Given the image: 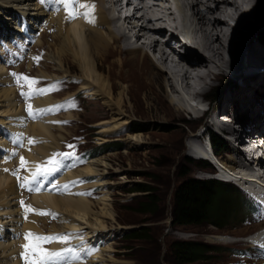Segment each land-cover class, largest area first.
<instances>
[{
  "label": "bare ground",
  "instance_id": "bare-ground-1",
  "mask_svg": "<svg viewBox=\"0 0 264 264\" xmlns=\"http://www.w3.org/2000/svg\"><path fill=\"white\" fill-rule=\"evenodd\" d=\"M263 1L76 0L69 5L66 14L64 5L55 0H45L43 3L38 0H0V82L9 83L10 80L3 62L8 41H22L21 38L28 36L43 45L40 31L43 32L42 22L46 21L57 26L54 37L60 46L58 50L47 54L49 60L54 62L57 71L63 76L68 74V79H76L80 91L104 106L94 116L100 143L123 139L129 146L128 150L131 149L125 152L127 156L139 152L148 154L157 149L175 151L183 148L181 139H176V132L182 130H159L163 133H156L154 130L148 135L140 132L130 134L128 129H131L132 120L141 118L161 123L173 122L176 112L187 108L183 101L187 100V92L192 97L207 100L212 89L233 68L235 48L249 43L252 32L258 29V11ZM70 11L76 18L68 19ZM238 23L244 24L245 29H240ZM148 49L155 53V57L150 55ZM248 52L242 76L221 98L222 108L215 109L214 114H210L212 106L202 114L198 108L192 109L195 121L207 118V122L199 127H202L200 132L196 135L192 133L191 141H194L193 146L196 147H191L193 156L202 158L209 155L207 146L201 147L199 142H202L212 127L225 129L232 126L240 144L245 145L243 128H255L257 123L264 125V44L257 42L248 45ZM66 57L68 69L65 66ZM173 74L178 76L179 82L172 78ZM53 75L52 78L58 77L57 74ZM164 86L170 87L175 92V97L168 99L156 92V87L162 89ZM51 102L57 101L51 97H37L31 111L41 120L25 123L24 116L27 119L33 116L29 115V111L25 115L22 105L17 102L14 89L0 88V264H25L21 257L24 251L21 246L26 243L23 236L29 231L37 233L40 229L37 222L41 219L35 211L32 214L28 211L27 215L18 207V185L16 179L10 177L9 169L12 165L20 164L21 160L14 159L5 152L8 141L4 134L7 130L17 131L26 146L29 144L25 139L28 135L36 144L31 148L27 147L25 159L26 171L31 180L30 188L34 193L29 198L31 207L35 210L48 208L59 215L67 228L85 230L89 242L104 240L106 243L89 260L83 261L81 255V260L73 261L72 264H108V261H113L110 255V251L114 250L113 236L120 230L117 227H121L114 225L117 221L116 213L110 194L106 191L109 170L115 166L114 157L92 158L84 166L76 168L68 167L67 164L65 173L57 178L63 185L75 178L98 177H94L96 181L92 184L80 183L77 186L79 189L100 186L104 196L95 202L85 195L72 197L70 191L68 196L52 195L50 186L47 185L48 178L31 179L37 166L44 167L63 138L61 134L55 136L54 133L60 127L51 125L58 117H46V112H37L42 110L43 105ZM67 115L70 120L76 119V112L72 110H68ZM210 136L212 140V133ZM40 140L41 145L38 144ZM154 144L157 148H152ZM211 149L214 150L213 146ZM243 151L231 143V151L227 155L222 156L223 153L220 152L222 161L218 166L221 168V164H225L230 168L235 166L243 171L256 173L261 186H264V172L257 173L259 168H264V160L261 159L254 165L248 164L243 159L246 156ZM130 160L131 167H138L140 162L137 158ZM116 168L117 171L121 169ZM225 170L230 173L227 168ZM223 171L221 168V172ZM56 174L53 173L52 177ZM43 221L46 222L47 218ZM260 226L245 234V239L238 238L225 243L253 245V239L263 233ZM58 230L52 228L50 232ZM249 230L251 229L242 228L233 233L222 232L223 234L216 235H239ZM53 245L57 249L64 246L63 243Z\"/></svg>",
  "mask_w": 264,
  "mask_h": 264
},
{
  "label": "rangeland",
  "instance_id": "rangeland-1",
  "mask_svg": "<svg viewBox=\"0 0 264 264\" xmlns=\"http://www.w3.org/2000/svg\"><path fill=\"white\" fill-rule=\"evenodd\" d=\"M258 12L260 14V17L258 19L260 26L258 25L257 30H254L253 32L251 31L253 35H251L249 39V43L235 48L236 52L234 50L235 59L233 62V68L229 70L227 75L224 76L222 80L217 83L216 87H222L223 82L226 81V78L228 84L227 85L225 84L224 88L222 89L220 88L221 89L220 96L217 100L213 99L209 95L208 99L203 104L204 107L208 105L209 107L212 106L210 114H214L215 109L219 110L222 108L223 105L221 102V98L224 96L226 90L231 85L236 84V82L242 76L243 66H245L243 64L245 63V60L249 56L248 45L250 46L257 42H262V44H264V1L262 2V5ZM66 14H68L67 11ZM44 22L46 21L42 22V27ZM244 26H245L244 24L238 23V27L240 29L242 28L245 29ZM44 28L45 29H43V32L41 31L42 41L44 42L43 45H39L34 39L33 40L36 43L35 46L33 41L25 40L24 43L19 42L24 46L23 52L31 53L32 51V54L35 57L33 60L32 59L30 60L27 57L25 58L27 59L28 63L25 62V64L22 63L20 65L18 76L28 77L29 83H31V81L33 80L36 81L34 85L27 87V89L29 90L39 89V87L42 90H44V89H48V87L52 85L55 86L57 85V88H59L58 90L56 89L55 86L53 87L52 90H54L55 95H50L48 93H45L44 95L40 96V98L46 96V97H51L55 101H58L56 99L57 97L59 98L67 97L68 93H71L70 96L73 94L77 95L75 98L72 99L73 103H75V105L74 104L72 105L74 106V110H75L74 112H76V119L71 121L70 123L71 125L70 124L57 125L54 124L53 122H52L53 124L51 125L60 127L59 130H54L55 136L56 135L59 136L60 134L61 136H63V138L59 141L60 145L58 149L63 148L62 153H75L74 161L75 163L79 164V161L82 162L88 156L94 155L92 152L93 147H99L104 145V143H106V142L100 143V141L98 140V133H97L98 128L97 126H95L96 120L94 119L95 114L98 113L99 110H103L104 106L100 105L99 101H95L92 97H89L85 92L80 91L79 82L76 79L73 78L68 79V74L67 76H63L61 72L57 71L54 62L49 60V56L47 55L50 54V51L58 50V46H59L57 45L58 40H56L54 37V35L57 33V26L46 24L44 25ZM26 37H24V39ZM24 39L21 38V40ZM14 41L16 40L12 39L11 41H8V44L10 45L11 42L14 43ZM14 45L18 48V45L16 43ZM52 45L54 46V48ZM65 55L68 56V54ZM22 56L23 55L18 50L16 52H12V50H8V54L6 58L7 59L9 58V60L11 61L12 60L17 61L23 59L24 57ZM38 57L39 59L37 60ZM65 59H66L65 66L68 69V57H66ZM30 61H33L34 64L33 62L31 63ZM6 67L8 70L7 74L10 80L9 83L0 82V88L14 89L15 95L17 96V102L22 105V109L24 110V104L22 103L25 102V100L22 101L20 100L22 98L20 97L17 90H15L18 84L11 82V80L13 79L9 73V67L7 65ZM42 73L48 74V76H45ZM53 74L58 75V77L55 78H62V79H58L54 83L50 84V79L52 78V76H54ZM31 76L33 77L32 80L30 78ZM156 92L162 96L167 97L168 99L171 97H175L174 96L175 92L171 90L170 87L167 88V86L166 87L164 86V88L162 89L156 87ZM186 96L190 98L189 92L186 93ZM37 97L38 96H36L35 99ZM92 101H94V103ZM33 104H32V108H33ZM157 105L156 107L154 106L153 108L154 110L157 108ZM67 106H68L67 102L63 104V108ZM192 109L193 108L191 109L186 108L183 109L181 112H176L175 114L176 119L170 123H161V122H157L156 120L148 121L146 119L134 118L130 124V127L132 129L135 125H137V123H141V125L145 127L146 130L140 131V133L147 135L149 132L154 130L156 133L157 132L163 133V131H170V130H177V131L182 130V132H176V139L177 138L178 140L181 139L180 144L183 145V148H179L175 151H167V152L162 149H157L148 154H146L145 152H139L134 155L132 153L130 156H127L125 155V152L130 151L131 149L128 150L129 146L126 144V142L123 139H114V140L111 139L110 141L107 142L111 143L110 145H108V147H110L112 150H108L94 156V158L109 156L111 159L112 157H114V159L116 160L113 163L115 165L114 168H111V170H109V180H108L109 185L107 186L106 191L110 194L111 204L116 213L117 221L114 223V225L116 227L117 226H121V227H117L120 228V230L113 236L112 246L114 250L113 252L110 251V255L113 258V261H108V264H236V262L240 260H247V259H248L247 261H249L251 264H264L263 263L264 261L262 262V260L259 259L258 257L255 256L249 257V255L241 256L235 253L238 250L249 249L252 254L253 253L255 254L256 250L253 248V246L251 247L246 243L244 245L242 243H233V242H230L229 244L225 243V241H233L238 238L243 239L245 234L255 231L256 227L258 228V226L261 225L259 223L253 222L251 213L247 210L246 206L244 205L246 204L248 196L239 186L234 184L239 188V191L237 193V198L232 199L233 201H231V203L234 204L235 208L237 209L235 212L226 215L224 217V219L221 221V223L224 224L223 227H216L210 224H201V225L180 224L174 218L173 212L175 205V191L186 177H196L201 179H210V178L219 177V175H213L211 172L213 170L212 168L215 169V166L213 165L212 162L209 161L212 164L211 166L204 165L203 162L201 161L202 159H198L196 156H193V154H191L188 151V146H187L188 139L191 140L192 133H195V135L199 133L200 132L199 130L202 129V127L201 128L199 127L207 122L206 121L207 118L206 120L203 119L200 121H195L193 114L190 113V111L192 112ZM23 112L26 115V112L25 111ZM67 114L68 112L63 115L57 116L58 117L57 119L59 118L68 119ZM45 116L56 117L55 115H49V114H46ZM24 118H25L24 120L25 123H33V122H28L26 116H24ZM34 118H36L35 121L41 120L38 119L37 117ZM131 129H128L129 130L128 132L130 134L138 133V132L130 131ZM159 130H163V131H159ZM209 131L210 132L214 131V127L210 128ZM125 133H127V131ZM6 135L10 140V150H12L13 153L19 154L20 152H22L25 154L27 151V147L31 148L34 145H36L34 144V141L32 143L28 141L29 144L28 146H26L25 144H23L22 142L23 139L21 138L20 143L26 149L25 151L24 148L21 149L20 146H18L16 143L13 142L11 133L7 134L6 132L4 134V137ZM123 136H126V134ZM69 137H74V138L69 139ZM5 139L7 138L5 137ZM207 139H208V133L205 134L202 141ZM118 142H121L122 144H119ZM41 144L42 142L39 145ZM69 145H73L74 147H69ZM120 145H122V147L118 149ZM228 147L230 148L229 150L231 151L230 143H228ZM152 148H157L156 144H154ZM88 149H89L88 154L86 153L85 155H82L78 161V155ZM229 150L225 148L222 156L227 155ZM238 150H242V149H238ZM5 152H7V147L5 148ZM11 157L14 159L16 158L20 159V157H13V156ZM131 158H137L139 160L140 163L138 167L130 166ZM4 159L7 158L4 157ZM174 161L175 163H171ZM116 167L121 168L120 171L119 170L117 171ZM22 169L25 172V167H23ZM44 177L48 178L47 185L49 187L51 175L43 176L42 179ZM93 177L98 179V177L96 176ZM96 179H94L91 182H86L81 184H92V182H95ZM24 180L25 182H27L25 178ZM30 181L31 180L29 179V188L31 185ZM66 183L67 182H65L64 184ZM60 185L61 187H63L62 184ZM143 185H145V187L150 189V191L148 192L139 191L138 188L144 187ZM75 187H76V183L74 182L68 184L67 189L70 188L71 190L74 191ZM90 187H96L94 191H92V188L86 191L90 197L85 194H80L86 192L85 190L79 189L78 187L75 190L77 193L76 192L73 193V195L75 196H73L71 193L70 194L72 197L85 195L87 196V198H89V200L94 202L104 196L100 186H90ZM54 189L55 190L59 189V186L53 188V190ZM61 191H64V189ZM68 192L69 191L58 193V191H55V193L52 192V195L66 196L65 194H67L68 196ZM20 194H22V201L24 202V205L27 206V204H29L30 206H32L29 198L32 195H34V193L32 192V194L29 195L27 191H22ZM20 200L18 204L20 211L28 215V211L22 209L19 206L21 205ZM43 209L45 208L42 209L38 208L37 210L44 211ZM50 211L53 212L52 210ZM32 213L33 212L31 211V214ZM35 214H37V212H35ZM37 215H39L41 219L42 218L43 219L42 220L40 219V221L37 222L38 227L40 228L38 231H40V233L37 231V233L35 234L55 235L62 233L66 230L67 231L69 230V228H67L64 225V222L59 219V215L56 213H51V216L40 215V214ZM45 218H47L46 222L43 221ZM52 228H55V230L58 229L59 230L55 231V233L53 232L51 233L50 230ZM133 228L143 230V236L137 238L128 235ZM242 228L244 229L250 228L251 230L247 232H243L241 234L239 233V235H225V236L216 235L217 233L220 234L229 233V232L233 233L237 230L239 231V229ZM79 231L80 233H75L77 234L76 236L69 238L68 245H66V247L68 248L72 246L74 247L75 246L74 242H76L80 237L86 238V231L85 230H79ZM68 233H74V231H68ZM177 240H193V241L202 242L203 244L205 243L207 245L217 246L219 248L216 249L217 252L214 251L209 252L212 255V257L208 259H202L192 263H181L175 259L174 255L170 251V246ZM97 241L91 243H96ZM83 242L86 244L83 245L81 248H83L84 251L89 250L90 246L87 247L86 240H83ZM100 242H101V248L90 256L85 252L84 253L85 259L87 258V256H89L87 259L89 260L91 256L97 254L102 249V247L106 245L104 240H100ZM56 243H60V242H53L51 246L44 248L47 250H51V249L59 250L57 249V247H54L53 245ZM65 243H63L64 246ZM64 246H62V248ZM230 249H233V251ZM77 250H79L80 255H82V260L86 261L83 259V254L81 249L78 248Z\"/></svg>",
  "mask_w": 264,
  "mask_h": 264
},
{
  "label": "trees",
  "instance_id": "trees-1",
  "mask_svg": "<svg viewBox=\"0 0 264 264\" xmlns=\"http://www.w3.org/2000/svg\"><path fill=\"white\" fill-rule=\"evenodd\" d=\"M227 85L226 81L223 82L222 87H216L210 96L217 100L220 96V91ZM221 88V89H220ZM146 130L141 123H137L130 131L140 132ZM122 144L121 142H118ZM111 143L106 142L99 147H93L92 152L94 156L108 150H112L108 145ZM212 144L215 152L223 153L224 149H230L225 139L219 136L216 132L212 133ZM105 147V148H104ZM118 147V149H120ZM204 165H212L207 160H201ZM139 187V191H150L145 185ZM239 188L232 183L219 180L217 178L201 179L196 177H186L175 191V205H174V218L180 224H210L216 227H223L221 221L226 215L236 211L234 204L231 203L232 199L237 198ZM248 209L247 203L244 204ZM130 236L140 238L143 236V230L133 228ZM219 247L213 245L203 244L202 242L193 240H177L170 246V251L175 259L181 263H192L202 259L212 257L209 252H217ZM212 249V250H211ZM233 251V249H230Z\"/></svg>",
  "mask_w": 264,
  "mask_h": 264
},
{
  "label": "snow or ice",
  "instance_id": "snow-or-ice-1",
  "mask_svg": "<svg viewBox=\"0 0 264 264\" xmlns=\"http://www.w3.org/2000/svg\"><path fill=\"white\" fill-rule=\"evenodd\" d=\"M56 3L63 4L65 8H68L69 5L73 2H76V0H55ZM81 7H84V5H80ZM94 8V6H93ZM87 13L85 14L87 18ZM76 16L73 14L72 11L69 12L68 19H74ZM89 22H92L89 20ZM16 76V74H13ZM17 82H19L20 79H23L25 81H28V77H19L17 76ZM31 83H36L35 80L31 81ZM44 90L42 89H35L31 93H24L22 92V96H28L35 94H40ZM30 107V106H29ZM45 111H51V109L48 110H37L38 113H43ZM29 115L35 117L36 113H33L31 110L29 111ZM61 123V122H56ZM69 147H74L73 145H69ZM57 157H60L61 159H57ZM75 159V153H56L54 156L45 162L44 167L37 166L35 172L32 174L31 179L34 181L38 179L39 177H43L46 175H51L55 173L60 167L64 166L63 161L64 160H70ZM21 160V167L23 168L26 164V161L23 157L20 158ZM74 165L69 164L68 167H72ZM7 171V169H5ZM15 175V173H14ZM17 179H19V176H17ZM55 187V186H54ZM65 189L67 186H64ZM34 190V189H33ZM21 206H24L26 211H35L37 214L40 215H48L49 213L44 211H38L33 209L30 205L25 206L24 202L21 201ZM77 234L69 233V234H57V235H39L32 232H28L24 234L23 238L26 241L24 245L21 247L24 249V251L21 253V257L24 259L25 264H62V262H65V264H72L73 261H80L81 255L80 252L77 251L74 247L64 248L61 251H48L43 247L44 244H51L52 242H60L65 243L69 240L70 237H74ZM86 254L90 255V250L86 251Z\"/></svg>",
  "mask_w": 264,
  "mask_h": 264
}]
</instances>
